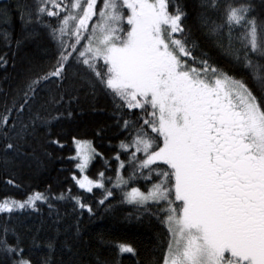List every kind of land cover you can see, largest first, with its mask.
Segmentation results:
<instances>
[{
  "label": "snow or ice",
  "instance_id": "obj_1",
  "mask_svg": "<svg viewBox=\"0 0 264 264\" xmlns=\"http://www.w3.org/2000/svg\"><path fill=\"white\" fill-rule=\"evenodd\" d=\"M13 19L14 43L0 31L13 66L26 42L37 54L0 88V184L21 189L27 161L62 150L82 102L107 109L117 143L106 158L71 135L73 184L0 194V264H85L79 220L62 238L18 234L21 213L60 200L155 230L144 249L101 234L92 264H264V0H0V23ZM96 158L113 175H87Z\"/></svg>",
  "mask_w": 264,
  "mask_h": 264
},
{
  "label": "trees",
  "instance_id": "obj_2",
  "mask_svg": "<svg viewBox=\"0 0 264 264\" xmlns=\"http://www.w3.org/2000/svg\"><path fill=\"white\" fill-rule=\"evenodd\" d=\"M5 30L12 36L14 43L20 34L19 22L13 19L7 25L0 23V31ZM12 51H16L15 47H13ZM5 52H9V63L6 71L4 66H0V88L8 89L10 86H14L18 79L17 73L21 71L26 59L37 53L35 44L31 41L26 42L18 51L15 58L16 63L13 66L10 58L11 52L4 47L3 41H0V54ZM103 107L104 102L101 100L98 102L97 108L101 109ZM81 108H83V111H81ZM81 108H76L74 117L68 118L63 122L64 130L69 133L66 146L62 150L49 148L48 151L52 154L50 157L43 156L38 151V158L27 161L21 168L23 177L22 188L17 190L11 186L0 184V194L21 198L25 192L32 189L42 191L48 183L52 184L53 190L59 194L61 190L73 184L74 182L71 181L69 172L78 171L74 168L76 161L72 159L74 146L71 144V135L93 141V146L103 153L106 158L111 156L112 148L116 145L117 140L112 139L114 136V131L111 130L113 121L109 119L107 109L92 111L88 102H82ZM96 128H105L106 131L101 136H96L94 134ZM101 169L105 170L106 176L113 175L111 171L105 168L104 160L100 158L90 162L88 169H86V174L94 177ZM78 191L82 190L72 187L73 194H78ZM88 202H92L90 194ZM54 204L55 208L52 209V215H49L47 205L42 206L39 212L27 209L21 213L16 223L18 234L23 236L32 233L40 237L42 242L45 237L55 235V229L59 227L61 230L59 238H62L65 229L74 232L75 224L79 220L84 242L88 245V251L84 253L85 264H92L95 259L94 253H108L109 250L100 243L101 234H104L106 240L126 239L138 245L141 249L153 247L155 230L149 226L146 219L144 223H139L135 218L127 219V208L123 212H109L104 207H98L93 203L95 215L90 218L86 210L83 216L73 212L71 202L60 200L58 202L54 201ZM57 212L60 217L59 224L55 223ZM38 255H43V253ZM122 255L123 264H132V260L127 254Z\"/></svg>",
  "mask_w": 264,
  "mask_h": 264
},
{
  "label": "rangeland",
  "instance_id": "obj_3",
  "mask_svg": "<svg viewBox=\"0 0 264 264\" xmlns=\"http://www.w3.org/2000/svg\"><path fill=\"white\" fill-rule=\"evenodd\" d=\"M78 171V170H77Z\"/></svg>",
  "mask_w": 264,
  "mask_h": 264
}]
</instances>
